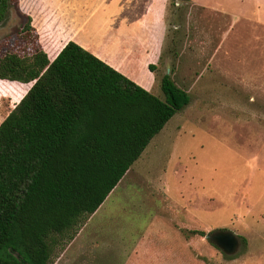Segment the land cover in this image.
I'll use <instances>...</instances> for the list:
<instances>
[{"label": "rangeland", "instance_id": "obj_1", "mask_svg": "<svg viewBox=\"0 0 264 264\" xmlns=\"http://www.w3.org/2000/svg\"><path fill=\"white\" fill-rule=\"evenodd\" d=\"M9 1L0 55L33 47L28 21L50 59L70 41L99 58L114 50L100 41L113 13L79 0ZM135 1L114 5L135 17ZM165 10L162 32L118 34L110 61L160 99L168 76L190 102L104 205L55 237L50 264H264V0H167ZM25 91L0 80V124ZM191 230L230 231L240 250L226 258Z\"/></svg>", "mask_w": 264, "mask_h": 264}, {"label": "trees", "instance_id": "obj_2", "mask_svg": "<svg viewBox=\"0 0 264 264\" xmlns=\"http://www.w3.org/2000/svg\"><path fill=\"white\" fill-rule=\"evenodd\" d=\"M23 32L27 54L0 55V80L26 87L0 124V264H50L55 237L101 207L190 97L165 76L160 99L72 41L50 61L30 21Z\"/></svg>", "mask_w": 264, "mask_h": 264}, {"label": "crops", "instance_id": "obj_3", "mask_svg": "<svg viewBox=\"0 0 264 264\" xmlns=\"http://www.w3.org/2000/svg\"><path fill=\"white\" fill-rule=\"evenodd\" d=\"M81 1L85 4V6L89 7L88 9L93 10L95 12L106 13V14H112L113 13L112 14L113 15L112 16L113 24L110 25V28H108V24L106 26H104L105 32L102 34V40H100L102 43L104 41L106 43H109V41H112V44L114 46L113 52H111L110 54L105 53L104 56L103 57L100 56V58L97 57L96 54H93V52H91V51H89V52L148 91V89L142 83H140L135 78L127 76L122 70H120L114 64H112L110 59L117 52L118 41L116 40V36L118 34H125L127 32H131L129 30V28L133 27L132 28L133 31L136 30L143 35L149 34L150 36H151L152 31H156V29L159 32H162V30H164V14L166 13L165 8L167 5V0H136L135 1V4L137 6L136 11H138L139 14H138V16H135V17H122L120 12H123L122 11L123 8L119 7L118 5H114V3L117 2V0H110L109 2H106L104 0H79V2H81ZM107 17H109V16H107ZM99 18L104 21L102 16H99ZM128 19H130V20H128ZM89 25L91 26V25H93V23L92 22L86 23L84 25V28L88 27ZM83 30L84 29L81 27V32ZM106 34H107V36H106ZM73 37H77V36L73 35L72 37L69 38V41ZM141 39H142V36H141ZM38 43L40 44V46L43 49V46L39 40H38ZM43 51L45 52V50H43ZM47 57H48V55H47ZM54 58H52V59L49 58V60L52 61ZM126 176L124 177V179L126 178ZM111 194H110V196H111ZM108 198H109V196H108ZM108 198L105 200V202L108 200ZM105 202L101 206H103L105 204Z\"/></svg>", "mask_w": 264, "mask_h": 264}, {"label": "water", "instance_id": "obj_4", "mask_svg": "<svg viewBox=\"0 0 264 264\" xmlns=\"http://www.w3.org/2000/svg\"><path fill=\"white\" fill-rule=\"evenodd\" d=\"M205 238L228 257L236 255L241 247L239 238L230 231L217 230Z\"/></svg>", "mask_w": 264, "mask_h": 264}]
</instances>
